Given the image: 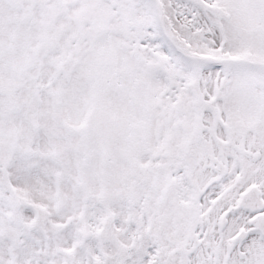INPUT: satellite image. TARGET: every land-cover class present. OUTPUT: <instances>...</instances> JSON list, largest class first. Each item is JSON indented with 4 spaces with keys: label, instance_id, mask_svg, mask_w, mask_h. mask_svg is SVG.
I'll list each match as a JSON object with an SVG mask.
<instances>
[{
    "label": "snow or ice",
    "instance_id": "6c2138e0",
    "mask_svg": "<svg viewBox=\"0 0 264 264\" xmlns=\"http://www.w3.org/2000/svg\"><path fill=\"white\" fill-rule=\"evenodd\" d=\"M0 264H264V0H0Z\"/></svg>",
    "mask_w": 264,
    "mask_h": 264
}]
</instances>
